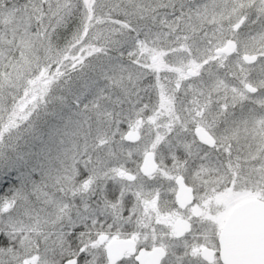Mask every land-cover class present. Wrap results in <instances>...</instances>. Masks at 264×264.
Here are the masks:
<instances>
[{"label":"snow or ice","instance_id":"1","mask_svg":"<svg viewBox=\"0 0 264 264\" xmlns=\"http://www.w3.org/2000/svg\"><path fill=\"white\" fill-rule=\"evenodd\" d=\"M0 264H264V0H0Z\"/></svg>","mask_w":264,"mask_h":264}]
</instances>
